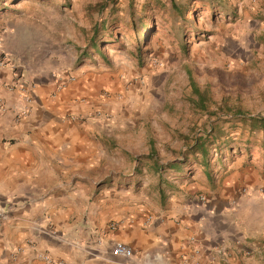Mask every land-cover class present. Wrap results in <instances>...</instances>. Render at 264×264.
Returning a JSON list of instances; mask_svg holds the SVG:
<instances>
[{"label": "rangeland", "instance_id": "1", "mask_svg": "<svg viewBox=\"0 0 264 264\" xmlns=\"http://www.w3.org/2000/svg\"><path fill=\"white\" fill-rule=\"evenodd\" d=\"M0 53L16 71L101 74L96 115L137 156L153 154L111 165L115 186L156 193L162 180L172 194L241 161L262 180L241 190L264 198V130L241 117L264 116V0H0ZM215 126L204 165L187 147ZM174 160L187 161L181 172L165 168Z\"/></svg>", "mask_w": 264, "mask_h": 264}, {"label": "crops", "instance_id": "2", "mask_svg": "<svg viewBox=\"0 0 264 264\" xmlns=\"http://www.w3.org/2000/svg\"><path fill=\"white\" fill-rule=\"evenodd\" d=\"M87 67H0V264H47L46 253L71 264H264V198L241 190L262 183L249 165L193 173L172 194L162 180L156 193L115 186L111 165L153 154L137 156L101 122V74ZM116 241L132 255L115 256Z\"/></svg>", "mask_w": 264, "mask_h": 264}, {"label": "trees", "instance_id": "3", "mask_svg": "<svg viewBox=\"0 0 264 264\" xmlns=\"http://www.w3.org/2000/svg\"><path fill=\"white\" fill-rule=\"evenodd\" d=\"M193 87L195 89V93L198 94V96L200 97V101L202 102L206 101L205 97H207V92L200 91L199 88L196 86V84H193ZM241 117L243 118L242 120L243 123L246 124L247 122H250V127L252 130H257V129L264 130V116L249 118L247 115H241ZM212 133H215L217 137H220L222 136L221 133L223 134V131L219 126H215L209 131L208 134H206L205 137H202L200 139L196 138L194 142L188 144L189 146L187 147V155L195 156L196 157L195 161L199 158L200 155L203 164L206 165L209 156L210 147L213 145L214 141L216 140L215 137L210 138V135ZM188 157L189 156H186V158ZM186 162L185 160L184 161L174 160L170 162L168 166L165 168H172L176 171H182L186 165ZM160 169L161 168H159V170Z\"/></svg>", "mask_w": 264, "mask_h": 264}, {"label": "built area", "instance_id": "4", "mask_svg": "<svg viewBox=\"0 0 264 264\" xmlns=\"http://www.w3.org/2000/svg\"><path fill=\"white\" fill-rule=\"evenodd\" d=\"M9 65L12 66L7 60V58L5 57V55L0 53V67L9 66ZM71 77L74 78V76H71ZM61 85H64V84H61ZM5 111H6V105L3 99L0 97V115L3 114ZM24 115H25V110L17 112L18 119L22 118ZM117 226H118L117 222H112L110 224L111 229H115ZM112 252L115 256L124 255L126 257H130L133 253L132 249L128 247L124 242H121V241L115 242ZM42 258L47 264H71L66 260L55 258L52 255L47 254V253L44 254Z\"/></svg>", "mask_w": 264, "mask_h": 264}]
</instances>
